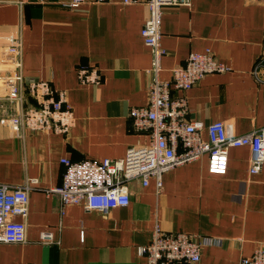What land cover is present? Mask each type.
I'll list each match as a JSON object with an SVG mask.
<instances>
[{
    "label": "crops",
    "instance_id": "0c3cea01",
    "mask_svg": "<svg viewBox=\"0 0 264 264\" xmlns=\"http://www.w3.org/2000/svg\"><path fill=\"white\" fill-rule=\"evenodd\" d=\"M68 1L0 0V60L4 48H17L26 83L45 81L64 91L76 118L68 133L22 132L3 122L16 112L0 99V183L38 181L30 189L27 241H0V264H147L140 247L156 225L213 239L196 264H240L264 246V166L250 173L248 146L230 149L226 173H212L207 155L166 172L161 193L154 178L148 185L130 181V204L107 213L48 193L62 183V158H120L149 142L130 118L133 106L148 103L147 5L86 0L71 7ZM162 44L163 79L193 51L212 49L229 67L185 91L189 119L224 121L237 134L264 126L263 1L167 6ZM94 68L99 82H83L80 71ZM202 134L208 138L207 130ZM43 230L53 233V243L41 242Z\"/></svg>",
    "mask_w": 264,
    "mask_h": 264
},
{
    "label": "built area",
    "instance_id": "2783aa9c",
    "mask_svg": "<svg viewBox=\"0 0 264 264\" xmlns=\"http://www.w3.org/2000/svg\"><path fill=\"white\" fill-rule=\"evenodd\" d=\"M86 0H70L67 6L79 7ZM107 1V0H99ZM263 1L264 0H255ZM126 4H145L149 14L142 28L144 42L152 53L147 69L148 103L133 106L130 118L134 128L149 135V142L134 145L120 158L102 160H72L62 158V183L50 187L48 193L57 194L63 204L84 203L89 210L107 213L110 209L129 205L130 181L140 180L148 185L156 179L158 192L163 191V175L179 166L194 162L204 155L209 159L212 173H226L229 151L233 147L248 146L252 150L249 171L258 173L264 166V126L237 134L229 131L224 121L206 123L189 119V105L185 91L207 75L224 73L229 67L212 49L191 52L172 69L170 79L162 78L165 49L162 44V20L167 6L186 5L190 0H123ZM0 60V99H5L16 113L3 122L19 131L36 132L41 129L68 133L75 125V114L64 91H55L45 81L26 83L22 58L17 48H4ZM83 82L98 83L97 69H82ZM28 89V90H27ZM27 93L29 95H27ZM34 98L37 102L28 100ZM207 130L208 138L203 137ZM37 179L28 178L24 184L0 183V241L24 243L27 241V217L30 210V189ZM54 235L43 230L41 242L51 244ZM186 231H169L156 225L148 243L140 247L147 264H196L202 256L205 243ZM240 264H264V246L252 255L243 256Z\"/></svg>",
    "mask_w": 264,
    "mask_h": 264
}]
</instances>
